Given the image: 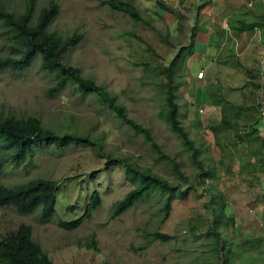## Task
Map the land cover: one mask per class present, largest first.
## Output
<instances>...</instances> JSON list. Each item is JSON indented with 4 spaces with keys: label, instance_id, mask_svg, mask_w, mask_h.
Instances as JSON below:
<instances>
[{
    "label": "rangeland",
    "instance_id": "374dc122",
    "mask_svg": "<svg viewBox=\"0 0 264 264\" xmlns=\"http://www.w3.org/2000/svg\"><path fill=\"white\" fill-rule=\"evenodd\" d=\"M49 1L36 0V12ZM53 1L59 6V14L50 30L64 38L81 36L75 47L65 51L63 64L78 68L84 78L116 97L130 119L151 131L155 143L178 165L188 183L179 180L172 164L161 159L142 135L119 121L97 96H83L72 84L61 92H50L55 77L41 71L37 59L23 71L0 72V117H37L47 129L96 140L102 151L99 155L95 149L81 145L58 151L41 144L27 161L6 167L0 184L8 187L36 179L58 182V216L44 223L39 211L22 216L13 208L0 207V240L24 224L31 227L33 239L52 264H219L211 251L214 239L207 232L223 203L225 214L234 221L233 225L218 228L226 247L233 252L230 264H264V172L252 175L232 170L237 162L231 156L244 152L245 147L232 134L220 138L222 148L216 146L209 128L220 120V110L213 107L203 90L206 83L221 84V93L238 107L234 111L240 109L245 115L243 122L257 124L259 120L260 130L264 129L260 112L264 103V44L255 43L244 48L240 58L236 53L230 58L234 65L240 60L250 66L251 75L242 68L233 74L224 70L223 75L209 76L202 85L194 84L193 76L210 64V55L198 58L190 51H183L175 66L179 119L200 149L205 168L216 172V180L199 183L189 154L159 116L164 108L161 91L165 83L159 72L190 44L200 12H205L202 17L207 13L210 20H217V24L224 15L234 13L238 22L234 18L222 24L230 27L229 21H233V30L250 22L249 12L264 21V0H217L218 5H212L213 0H161L173 7L178 17L161 10L158 0H119L136 8L141 22L103 5L108 0ZM2 2L9 11H23V0ZM203 4L206 11L199 9ZM9 55L14 56V52L0 38V56ZM225 57L220 56V61ZM188 63L193 75L185 72ZM198 85L201 87L197 91ZM107 156L150 170L182 190L192 188L191 192L184 201L176 199L172 203L166 220L161 210L166 196L158 192L144 196L131 209L111 219L114 205L134 187L127 181L125 169L109 165ZM258 161L264 163V151L259 153ZM93 192L99 193L102 202L91 218L74 231L59 228L60 220L83 215ZM69 206L74 210L68 211ZM157 231L172 239L153 241L148 234ZM246 240L255 244L259 240L260 247H250Z\"/></svg>",
    "mask_w": 264,
    "mask_h": 264
},
{
    "label": "trees",
    "instance_id": "16d2710c",
    "mask_svg": "<svg viewBox=\"0 0 264 264\" xmlns=\"http://www.w3.org/2000/svg\"><path fill=\"white\" fill-rule=\"evenodd\" d=\"M184 0H181L183 2ZM24 6L21 13L9 11L0 0V38H3L10 46L14 56H0V72L10 70L14 72L23 71L33 64L37 59L40 61V70L49 75H54L55 84L50 88V92H61L72 84L77 87L83 96L95 95L106 106L119 121L128 125L135 133L142 135L145 142L161 158L173 166V172L179 180L185 183L178 165L167 157L160 147L155 143L151 131L137 124L127 115L126 109L117 102L116 97L111 96L102 86L97 85L93 80L84 78L78 68L63 64L62 59L68 47H75L81 40V36L61 37L58 33L50 30L53 21L58 17L59 6L50 0L47 6L36 12V0H23ZM158 7L164 12H168L174 17H178L177 11L158 0ZM103 5H108L112 10L121 12L136 22H141V18L136 8L127 1L108 0ZM204 4L200 6L203 9ZM251 17L249 23L244 22L241 28L233 30L236 33L252 31L255 28L263 27L262 17L255 16L254 12H249ZM238 21V20H237ZM195 47V30L190 37V44L182 48L168 67L159 72L164 75L161 94L164 100V108L160 112V118L167 124L169 129L177 135L185 151L189 154L191 164L197 169V180L203 184L206 179L216 180V172L213 169H206L204 161L201 159V151L183 128L179 119V105L176 101L179 85L175 82V66L179 61L183 51H190ZM239 67L242 66L239 64ZM243 69V68H242ZM245 73L252 74L250 69L244 68ZM223 87L217 83L209 84L204 89L206 97L213 106L220 109V123L210 127L215 144L221 148L220 138L232 134L237 143L260 142L264 149V139L259 136L257 124L241 126L239 120L245 115L241 110L234 111L236 104L230 102L221 93ZM219 96V99L216 97ZM255 109V108H254ZM256 110V109H255ZM54 146L55 150L70 145H81L93 148L100 155L102 148L94 139L81 136L67 131L51 130L42 125L37 117L16 118L14 116L0 117V176L9 165L18 166L33 157L39 145ZM221 151V150H220ZM103 157V156H100ZM233 156H231L232 158ZM109 165L118 166L125 169L127 181L133 185V189L119 202L112 211L111 219L119 217L131 209L138 201L142 200L153 192H158L166 196L161 208L164 219H168L172 210V203L176 199L184 201L192 188L182 190V187L173 185L150 170H141L123 159H111L107 156ZM225 165V160L222 158ZM94 175H92V178ZM58 182L47 179H36L22 185L5 186L0 184V207L13 208L22 216L32 215L39 211L41 222H50L58 214L56 212ZM194 191V190H193ZM192 191V192H193ZM101 196L93 192L88 202L85 204L83 215L77 219L69 221L60 220L58 227L64 231L77 230L84 220H89L93 212L101 205ZM212 203V202H210ZM225 204L218 206L219 213L214 214L212 226L208 229L207 235L214 239L212 253L218 259L219 264H230L233 252L226 247V241L220 236L218 228L233 225V218H228L225 214ZM73 206L68 207V211H73ZM148 236L153 241L168 242L172 238L159 231L149 233ZM246 245L259 248L260 241L255 244L252 240H246ZM94 246V245H93ZM0 264H52L41 246L33 239L32 229L28 225L21 224L16 231L0 240Z\"/></svg>",
    "mask_w": 264,
    "mask_h": 264
},
{
    "label": "crops",
    "instance_id": "0c3cea01",
    "mask_svg": "<svg viewBox=\"0 0 264 264\" xmlns=\"http://www.w3.org/2000/svg\"><path fill=\"white\" fill-rule=\"evenodd\" d=\"M216 4L218 5V1L213 0L212 5ZM205 9V8H204ZM205 9L204 11H206ZM205 12L201 11L199 14V18L197 21V27L195 29V47L194 51L192 53L193 57L197 55L198 58H202V55L209 54L210 55V64L206 66L205 68H199L198 70L204 71L205 74V80L198 81L195 76H193L192 80L194 84H204L207 81V78L209 76H218V74H222L225 72L224 70H229L234 73V70L240 69L237 68L239 64L242 66L243 71L244 68L251 69L250 66H244L240 60L239 62L234 65L233 62H231L230 58H233L234 53L237 58L239 57V54H243L244 48L255 46V43L258 44H264V26L255 28L252 31H243L239 33H235L231 28V25L234 24L233 21L230 22V27L228 30L223 29V22L230 19L236 18L234 13L231 12L229 16H225L224 20L221 22V24H217V20H210V16L207 15V13L202 17L201 14H204ZM222 15L224 14V11H221ZM222 18V17H221ZM220 19V18H219ZM238 20L237 18L235 19ZM234 20V21H235ZM238 22V21H237ZM229 52V53H228ZM228 53V54H227ZM225 59L223 61H220V56H225ZM186 73H189L190 75H193L194 73L190 71L191 69V63H188ZM221 68V69H220ZM186 79V78H185ZM187 80V79H186ZM190 83V82H189ZM210 83H206L203 88L205 89V86H208ZM200 85L197 86L198 88L201 87ZM221 85V84H220ZM222 86V85H221ZM203 89V90H204ZM264 89V87H263ZM214 108H218L216 106H213ZM220 110V109H219ZM220 112V111H219ZM221 119V115H220ZM243 118L240 119L238 122L241 126H250L253 123H250L249 121L243 122ZM259 121V120H258ZM262 121V120H261ZM220 123V120L216 122L213 126H216ZM263 123V122H262ZM212 127V126H211ZM264 127V126H263ZM259 136L264 139V129L259 127V124L257 126ZM210 129V128H209ZM223 139V138H222ZM240 145H244L245 151L240 152L238 154L232 155L233 157L231 160H236L237 164L232 165V170L239 174H252V175H258L260 172H264V163L262 161H258L259 153L261 151H264L262 146L260 145V142H251L250 144L247 143H238ZM222 148V143H221ZM245 155V156H242ZM224 158V157H223Z\"/></svg>",
    "mask_w": 264,
    "mask_h": 264
},
{
    "label": "built area",
    "instance_id": "2783aa9c",
    "mask_svg": "<svg viewBox=\"0 0 264 264\" xmlns=\"http://www.w3.org/2000/svg\"><path fill=\"white\" fill-rule=\"evenodd\" d=\"M223 28L226 29L227 26L224 24ZM204 76H205L204 72L200 71V72H198L196 78H197V80H203L205 78ZM260 112H261V115L263 116L262 122L264 123V103L260 106Z\"/></svg>",
    "mask_w": 264,
    "mask_h": 264
},
{
    "label": "clouds",
    "instance_id": "9594fccd",
    "mask_svg": "<svg viewBox=\"0 0 264 264\" xmlns=\"http://www.w3.org/2000/svg\"><path fill=\"white\" fill-rule=\"evenodd\" d=\"M226 26H227V29H228V28H229L228 25H226ZM223 29H224V28H223ZM226 31H227V30H226ZM196 79H197V78H196ZM198 81H200V80H198Z\"/></svg>",
    "mask_w": 264,
    "mask_h": 264
}]
</instances>
